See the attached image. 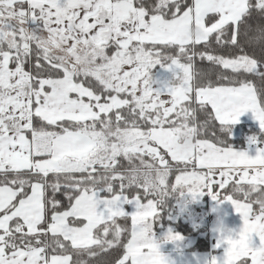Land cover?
<instances>
[{
  "label": "snow or ice",
  "instance_id": "snow-or-ice-1",
  "mask_svg": "<svg viewBox=\"0 0 264 264\" xmlns=\"http://www.w3.org/2000/svg\"><path fill=\"white\" fill-rule=\"evenodd\" d=\"M249 111L264 131V0H0V264H169L173 192L241 215L209 264H264V143L228 142Z\"/></svg>",
  "mask_w": 264,
  "mask_h": 264
},
{
  "label": "crops",
  "instance_id": "crops-1",
  "mask_svg": "<svg viewBox=\"0 0 264 264\" xmlns=\"http://www.w3.org/2000/svg\"><path fill=\"white\" fill-rule=\"evenodd\" d=\"M166 75L167 77H171L170 72L159 68L156 74H154L153 79L158 80L162 77L163 79H166ZM159 84L160 83H157L155 88H157ZM162 99L170 98L164 96ZM239 119H250V111L243 114ZM247 152L249 153V151ZM216 189H218V187ZM203 199L206 203L204 224H197L195 226H202L205 229V232L208 235V251L195 250L192 248L193 245H195L198 234L183 235L176 232L172 226H167L170 227L174 233H178L182 237L179 241H167L165 239L169 230L166 229L167 227L154 229L156 239L160 244V251L167 258L169 264H209V261L213 256L219 257L222 255L223 247L217 248V243L222 237L231 235L233 238H236L238 236V233L243 226V219L241 215L235 211L233 205L227 201L224 203H218L208 195L203 197ZM174 215L178 216L181 215V213H174ZM182 222H187V220ZM201 235H204V233H201ZM253 243L258 245V237H253Z\"/></svg>",
  "mask_w": 264,
  "mask_h": 264
},
{
  "label": "trees",
  "instance_id": "trees-1",
  "mask_svg": "<svg viewBox=\"0 0 264 264\" xmlns=\"http://www.w3.org/2000/svg\"><path fill=\"white\" fill-rule=\"evenodd\" d=\"M172 51V50H169ZM174 54V53H173ZM159 66H157L156 68H158ZM153 69V75L156 74L158 69ZM195 68L197 71H209L208 69V62L207 61H200L199 58L197 57L195 60ZM220 72H230V70H224L222 68H219V66H217L216 68V73L215 74H219ZM231 128H241V133H238L237 136H233L232 132L230 131V133L228 134V142L230 143V145L232 147H245V139L244 136H257L258 139L264 143V131H262L260 129V127L251 124V123H239V124H235V125H231ZM240 134V135H239ZM172 177V176H171ZM171 182V180H170ZM217 190V189H216ZM131 191V190H130ZM234 189L232 187V185L230 184L226 189L221 190L219 189V192H228L231 193L233 192ZM234 198L243 202H246L244 199V196H242L241 194L237 193L236 191L233 194ZM170 200H165L167 201L166 203H164L165 201H163V210L161 212V218L159 219L155 229H159V228H165L167 226H172L174 228V230L180 234L183 235H193V234H198L197 238H196V242L195 245H193V249L195 250H201V251H208L209 250V245H208V235L205 232V229L201 226H191L188 222H177V221H173L171 219H168L167 216L170 213V209H171V201ZM65 203H67V201L65 200ZM254 208H256V205H253ZM118 223H120L122 226L125 225V221L121 218L118 220ZM127 227L130 228V220L127 222ZM202 232H200V231ZM201 233H204V235H201ZM122 239H124V237L122 236Z\"/></svg>",
  "mask_w": 264,
  "mask_h": 264
},
{
  "label": "rangeland",
  "instance_id": "rangeland-1",
  "mask_svg": "<svg viewBox=\"0 0 264 264\" xmlns=\"http://www.w3.org/2000/svg\"><path fill=\"white\" fill-rule=\"evenodd\" d=\"M159 68V67H158ZM156 68V69H158ZM165 78H171L170 76L167 77V75L165 76ZM163 77L156 80V81H163ZM154 87H156V84H154ZM161 87V84L158 85L157 88ZM241 118V117H240ZM251 123V124H255L256 126H259V122L257 120H255L253 114L250 112V119H239V123ZM231 132L233 136H237L238 133H241V128H231ZM240 135V134H239ZM249 137H251V135L249 136H244L245 139V147H233L234 150L237 151H249V155L250 156H254L256 154V148L258 147V145L255 144H250L249 143ZM145 159L150 160V158L145 157ZM170 160V158H169ZM170 163L175 165L176 162L171 161ZM180 173L177 172L175 170V168H173V172L169 175V183H175V176L179 175ZM172 176V177H171ZM171 180V182H170ZM245 189H247V185H245ZM217 192H219V188L216 190ZM235 190L231 193L228 192H219L221 194V196H225V195H232L234 194ZM239 194H241L242 196H244L243 192H237ZM207 195H203V196H198L196 198H193L191 195L189 194H184L183 196H181L178 192H173L168 198L167 200L172 199V205L170 206V214L167 216L168 219H171L173 221H177V222H182L184 220H187V222L191 225V226H195L197 224L199 225H203L204 224V218L206 215V203L203 201V197H205ZM234 197V196H233ZM165 201V200H164ZM167 201H165L164 203H166ZM174 213H181V215H174ZM193 214V215H191ZM193 216V218H192ZM167 230L170 229V227L166 228Z\"/></svg>",
  "mask_w": 264,
  "mask_h": 264
}]
</instances>
